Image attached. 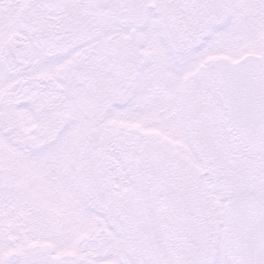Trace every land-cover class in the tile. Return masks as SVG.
Segmentation results:
<instances>
[{
    "label": "snow or ice",
    "instance_id": "snow-or-ice-1",
    "mask_svg": "<svg viewBox=\"0 0 264 264\" xmlns=\"http://www.w3.org/2000/svg\"><path fill=\"white\" fill-rule=\"evenodd\" d=\"M0 264H264V0H0Z\"/></svg>",
    "mask_w": 264,
    "mask_h": 264
}]
</instances>
